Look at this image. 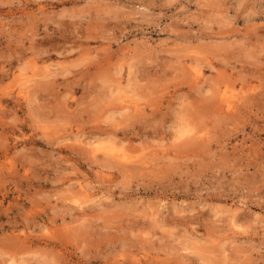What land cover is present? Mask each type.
<instances>
[{
    "label": "rangeland",
    "instance_id": "obj_1",
    "mask_svg": "<svg viewBox=\"0 0 264 264\" xmlns=\"http://www.w3.org/2000/svg\"><path fill=\"white\" fill-rule=\"evenodd\" d=\"M0 264H264V0H0Z\"/></svg>",
    "mask_w": 264,
    "mask_h": 264
},
{
    "label": "bare ground",
    "instance_id": "obj_2",
    "mask_svg": "<svg viewBox=\"0 0 264 264\" xmlns=\"http://www.w3.org/2000/svg\"><path fill=\"white\" fill-rule=\"evenodd\" d=\"M111 158V157H110Z\"/></svg>",
    "mask_w": 264,
    "mask_h": 264
}]
</instances>
